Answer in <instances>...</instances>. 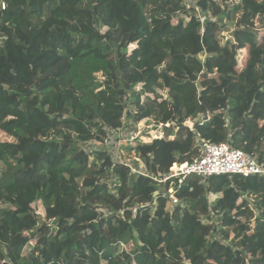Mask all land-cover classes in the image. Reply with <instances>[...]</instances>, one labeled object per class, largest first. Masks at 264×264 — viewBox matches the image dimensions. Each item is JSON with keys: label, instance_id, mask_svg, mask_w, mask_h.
Segmentation results:
<instances>
[{"label": "trees", "instance_id": "obj_1", "mask_svg": "<svg viewBox=\"0 0 264 264\" xmlns=\"http://www.w3.org/2000/svg\"><path fill=\"white\" fill-rule=\"evenodd\" d=\"M256 20L264 0H0V264H264V175L157 181L198 138L264 163ZM146 117L158 136L126 132Z\"/></svg>", "mask_w": 264, "mask_h": 264}, {"label": "built area", "instance_id": "obj_2", "mask_svg": "<svg viewBox=\"0 0 264 264\" xmlns=\"http://www.w3.org/2000/svg\"><path fill=\"white\" fill-rule=\"evenodd\" d=\"M1 7L4 8L5 4L2 3ZM186 124L191 126L190 120H188ZM156 125L160 127L162 124L156 123L148 128H153ZM167 125H169V123H167ZM141 132L143 131L139 129L134 135H139ZM120 136L121 133H117L118 139L122 140ZM104 143L108 144L107 139H105ZM119 145L117 141V147H119ZM133 170L138 171V168L133 166ZM233 173L242 174L244 176L264 175V163L260 162L252 154L236 148L228 142H212L203 138H198L197 157L185 163H174L169 173L159 176L157 181L163 186L171 179L179 178V181H181L190 174L208 177L211 175ZM169 197L173 203L179 202L172 186L169 189ZM136 211L137 207H134L133 213L135 214Z\"/></svg>", "mask_w": 264, "mask_h": 264}, {"label": "rangeland", "instance_id": "obj_3", "mask_svg": "<svg viewBox=\"0 0 264 264\" xmlns=\"http://www.w3.org/2000/svg\"><path fill=\"white\" fill-rule=\"evenodd\" d=\"M222 3H224V2H222ZM230 3L233 4L235 2L231 1ZM239 17H240L239 14H234V13L230 14V18L227 19L226 28L222 32V36H224L223 38H221L222 41H225L227 38L231 37L232 32L234 31V29H235V27L239 21ZM256 24L259 27V32L264 34V27L260 26V23L257 20H256ZM247 57H248L247 47L239 49L238 56H237L238 68H242L245 65ZM159 93L161 94V96H166V94H167L165 90H160ZM156 123H157V121L154 117H146V118H143L137 122L136 128L131 126L129 128V130L126 132H136L137 133V131H139V129H140L143 132L146 131V132H144V136H142L143 140H151L153 137L158 136L159 134L154 129V127L153 128H148V127L152 126L153 124H156ZM124 124H126V125L128 124V118L127 117L124 120ZM121 139L122 140L118 139V144H120L124 141L123 140L124 138H121ZM4 140H9V137L3 133L2 134L0 133V141H4ZM214 197H216V195L212 196V198H214ZM35 207L39 211L40 218L43 219L44 210H43L41 204L37 203Z\"/></svg>", "mask_w": 264, "mask_h": 264}]
</instances>
